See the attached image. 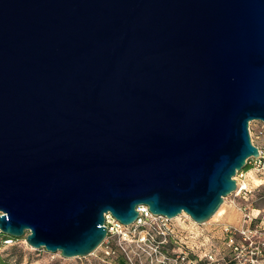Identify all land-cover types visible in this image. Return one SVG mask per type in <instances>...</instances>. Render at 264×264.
Returning <instances> with one entry per match:
<instances>
[{
  "label": "water",
  "instance_id": "obj_1",
  "mask_svg": "<svg viewBox=\"0 0 264 264\" xmlns=\"http://www.w3.org/2000/svg\"><path fill=\"white\" fill-rule=\"evenodd\" d=\"M264 0H0V231L91 254L105 214L211 218L257 157Z\"/></svg>",
  "mask_w": 264,
  "mask_h": 264
},
{
  "label": "rangeland",
  "instance_id": "obj_2",
  "mask_svg": "<svg viewBox=\"0 0 264 264\" xmlns=\"http://www.w3.org/2000/svg\"><path fill=\"white\" fill-rule=\"evenodd\" d=\"M261 123H249L254 144L261 146ZM233 176L238 187L224 197L218 211L198 223L187 213L143 219L126 225L127 235H107L91 254L63 257L59 251L30 246L12 238L0 256L12 264H264V162L248 163ZM245 187V188H243Z\"/></svg>",
  "mask_w": 264,
  "mask_h": 264
},
{
  "label": "built area",
  "instance_id": "obj_3",
  "mask_svg": "<svg viewBox=\"0 0 264 264\" xmlns=\"http://www.w3.org/2000/svg\"><path fill=\"white\" fill-rule=\"evenodd\" d=\"M260 123H261V126L258 129V137L261 140V146L254 144V142L251 138L252 143L258 148L259 154L257 157H250L247 160V164L253 163L256 166H259L261 163L264 162V123L262 121H260ZM241 175H243L242 170L240 171V176ZM237 187H238V183H236V188ZM243 188H245V187H243ZM136 209L138 210L139 215H138V218L135 220V222L132 223L133 225H137V224L141 223L143 219H153L155 217H160L162 219H166V218H164L165 216L152 214L148 210L147 206H145V205H139V206H137ZM105 225L107 227V235H116V234L127 235V232L125 231L126 225L122 224L120 221L115 219L111 214H108V213L105 214ZM0 234H3V233L0 231ZM11 241H12L11 238L5 239L3 241V244L4 245L9 244Z\"/></svg>",
  "mask_w": 264,
  "mask_h": 264
},
{
  "label": "trees",
  "instance_id": "obj_4",
  "mask_svg": "<svg viewBox=\"0 0 264 264\" xmlns=\"http://www.w3.org/2000/svg\"><path fill=\"white\" fill-rule=\"evenodd\" d=\"M250 166L246 163L245 167L243 169L247 170ZM11 237L7 236V235H4V234H0V248L4 245L3 244V241L5 239H9ZM12 239V238H11ZM120 264H125V261L124 260H120L119 261ZM0 264H12L8 258H3L0 256Z\"/></svg>",
  "mask_w": 264,
  "mask_h": 264
}]
</instances>
